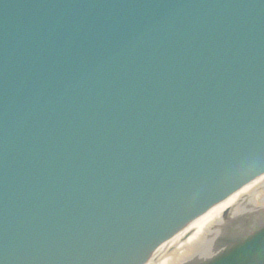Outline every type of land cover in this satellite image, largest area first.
<instances>
[{"label": "water", "instance_id": "1", "mask_svg": "<svg viewBox=\"0 0 264 264\" xmlns=\"http://www.w3.org/2000/svg\"><path fill=\"white\" fill-rule=\"evenodd\" d=\"M85 1L76 0L72 6L68 0H60L63 8L70 10L69 15L80 8V13L88 12L90 7ZM165 1L150 0L148 5L126 7L119 4L114 12H105V5L92 0L99 12L95 17L109 20L103 24L95 20L97 30H103L108 38L112 36L115 44L125 46L110 44L99 50L103 57L116 60L121 73L90 80L87 90L102 100L59 118L69 122L71 134H81L87 130L84 128L94 111L103 120H99V129L123 140L111 141L118 152L110 158L105 148L113 145L101 136L105 132L100 130L101 135H96L99 133L93 129L98 141L90 146L101 148L99 157L88 160L87 173L83 165L77 169L55 159L56 164L36 175L38 183L33 185L0 167V264H138L166 237L142 262L155 264L229 195L235 188L232 180L236 184L264 169V30L248 33L242 12L237 19L214 23L208 20L207 11L215 15L217 10L200 9L201 14H195L192 4L186 1L169 12L163 9ZM124 9L122 15H131H114ZM152 10L161 14L156 22ZM144 12H148L151 23L144 20ZM83 22V29L72 31L74 35H88L96 29L85 27L88 23ZM170 22L183 24L180 30H173L179 39H172ZM144 36L150 40L148 51L162 49L160 42L166 38H170L171 46L163 47L165 50L156 58L146 59L141 51ZM178 45L182 48L176 49ZM15 47L10 44L7 51ZM84 48L70 50L61 63L72 64ZM1 54L6 55L0 52L1 58L6 57ZM85 54L81 53L77 65L85 67ZM138 55V66L133 67ZM143 77L158 81L143 88L139 85ZM39 82L45 85L43 80ZM12 89L7 87L6 92L11 94ZM48 89V99L41 98L43 105L55 101ZM129 125L141 128L134 139L122 134ZM50 128L54 130L52 125ZM20 137L18 134L10 139L8 131L0 130V158L1 152L17 154L26 149ZM79 147L73 143L68 148L77 156L74 149ZM99 161L101 164H97ZM173 163H178L177 168ZM189 190L193 193L179 207ZM117 191L126 195L117 199ZM220 197L223 199L215 203ZM189 204L188 213L205 209L183 224L187 217L174 211ZM143 244L149 248L144 254ZM210 264H264V228L235 243Z\"/></svg>", "mask_w": 264, "mask_h": 264}, {"label": "bare ground", "instance_id": "2", "mask_svg": "<svg viewBox=\"0 0 264 264\" xmlns=\"http://www.w3.org/2000/svg\"><path fill=\"white\" fill-rule=\"evenodd\" d=\"M247 215L249 219L252 216L257 218L264 216V173L250 179L246 185L229 194L164 259L155 264H193L195 260H204L203 258L207 256L205 252H210L209 248L214 246L213 243L217 239L219 247L228 244L226 239L229 231L233 232V226L242 225L245 218L248 219ZM235 229L239 230L240 227ZM218 246H215V249Z\"/></svg>", "mask_w": 264, "mask_h": 264}]
</instances>
